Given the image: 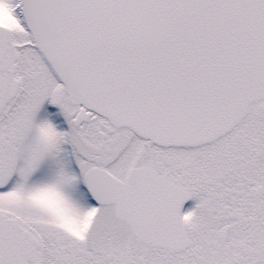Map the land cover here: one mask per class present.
Instances as JSON below:
<instances>
[{
	"label": "snow or ice",
	"instance_id": "snow-or-ice-1",
	"mask_svg": "<svg viewBox=\"0 0 264 264\" xmlns=\"http://www.w3.org/2000/svg\"><path fill=\"white\" fill-rule=\"evenodd\" d=\"M0 264H264V0H0Z\"/></svg>",
	"mask_w": 264,
	"mask_h": 264
}]
</instances>
